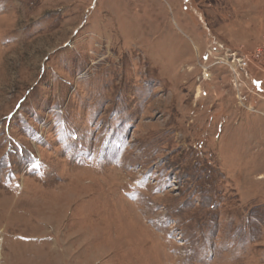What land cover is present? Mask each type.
<instances>
[{
    "label": "rangeland",
    "instance_id": "obj_1",
    "mask_svg": "<svg viewBox=\"0 0 264 264\" xmlns=\"http://www.w3.org/2000/svg\"><path fill=\"white\" fill-rule=\"evenodd\" d=\"M0 264H264V0H0Z\"/></svg>",
    "mask_w": 264,
    "mask_h": 264
},
{
    "label": "built area",
    "instance_id": "obj_2",
    "mask_svg": "<svg viewBox=\"0 0 264 264\" xmlns=\"http://www.w3.org/2000/svg\"><path fill=\"white\" fill-rule=\"evenodd\" d=\"M242 64H243V66H245V67H247V66H248V63H247V62H245L244 60L242 61Z\"/></svg>",
    "mask_w": 264,
    "mask_h": 264
}]
</instances>
